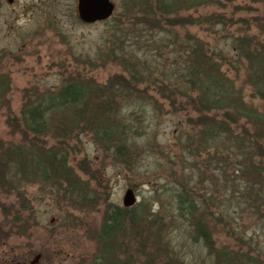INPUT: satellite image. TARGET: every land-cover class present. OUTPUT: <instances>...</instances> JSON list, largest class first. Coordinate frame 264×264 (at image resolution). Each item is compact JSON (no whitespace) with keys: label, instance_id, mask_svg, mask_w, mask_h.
Listing matches in <instances>:
<instances>
[{"label":"trees","instance_id":"trees-1","mask_svg":"<svg viewBox=\"0 0 264 264\" xmlns=\"http://www.w3.org/2000/svg\"><path fill=\"white\" fill-rule=\"evenodd\" d=\"M232 1L121 0L95 57L74 56L80 65L55 90L28 93L20 126L12 120L21 138L16 144L0 143V187L15 181H58L71 206L102 205L93 237L96 250L87 264H264V242L238 236L231 224L246 210L264 231V40L246 25L248 31L233 37L224 50L188 31L171 34L165 28L186 26L179 15L183 10L209 2L225 8ZM247 5L250 9L252 4ZM208 22L212 28L226 27L219 17ZM99 61L120 70L98 81L85 67L92 70ZM4 89L0 82V94ZM149 89L160 96L157 107ZM164 107L184 117L173 135L177 152L167 156L178 159L182 175L162 186L168 201L158 194L157 211L149 210L144 200L129 207L104 202L90 186L92 173L86 171L82 178L74 171L75 162L69 161L77 147L70 141L86 133L112 160L137 170L141 148L166 150L154 145L153 127ZM206 170L219 176L209 182ZM201 183L210 189L204 198L197 196ZM171 203L172 214H163ZM176 222L189 230L192 246L204 247V255L184 251L183 241L174 240ZM218 224L230 244H217Z\"/></svg>","mask_w":264,"mask_h":264},{"label":"rangeland","instance_id":"rangeland-1","mask_svg":"<svg viewBox=\"0 0 264 264\" xmlns=\"http://www.w3.org/2000/svg\"><path fill=\"white\" fill-rule=\"evenodd\" d=\"M112 1L115 13L119 11L121 0ZM247 4H252L250 9ZM76 15V0H0V82L5 87L4 93L0 94V143H20L19 112L28 93L55 90L75 65H80L74 63V56L95 57L108 38L110 19L82 23ZM179 15L184 17L186 26L165 28L168 31L171 29V34L188 31L201 37L212 48L230 49L231 39L248 31L246 25H249V33L264 40V2L234 0L226 3L225 8L209 2L183 10ZM218 17L224 19L226 27L219 24L210 27L212 23L208 21ZM176 18L181 20L179 16ZM167 50L165 48L164 51ZM85 69L101 82L120 70L115 64L102 65L100 61L94 69ZM148 95L154 97L156 102L152 106L157 107L161 101L159 94L149 89ZM183 118L172 115L164 107L163 114L154 121L153 127L156 131L154 145L166 150L162 154L146 146L141 148L135 163L137 170H127L112 160L108 153L96 147L86 133L70 141L73 148H77L70 155L69 162H75L73 169L82 178L88 176L86 171L92 173L90 186L101 193L104 202L123 207L125 189L132 187L137 202L144 200L149 210L157 211L160 208L158 194L163 196L164 203L169 199L166 192L161 191L162 186L171 185L169 182L182 177L176 164L178 159L167 156L177 152L173 135ZM12 120L19 126L10 125ZM208 171L205 176L209 182L219 176ZM57 183L53 181L52 185H47L42 180L28 183L15 181L0 187V264H29L37 254L39 258L34 264H87L92 258L96 250L94 232L103 206L73 207L68 194ZM201 185L197 186L200 188H197V196L203 195L204 198L205 190L210 189L205 183ZM217 191L221 195L225 193L221 186ZM171 205L167 204L163 214L168 215ZM231 224L238 236L243 233L245 239L253 237V242H264V231L258 228L249 211H242ZM176 225L172 235L176 237L175 241L180 243L182 240L183 247L188 248L183 250L192 249L204 255V247L191 245L189 230L186 232L179 222ZM221 226L218 224V233L214 234L218 245L231 240L224 236Z\"/></svg>","mask_w":264,"mask_h":264},{"label":"water","instance_id":"water-1","mask_svg":"<svg viewBox=\"0 0 264 264\" xmlns=\"http://www.w3.org/2000/svg\"><path fill=\"white\" fill-rule=\"evenodd\" d=\"M11 2V0H7ZM114 10V3L111 0H76V12L79 19L85 23H93L107 19ZM136 196L132 188L125 189L122 198V204L129 207L136 202ZM39 254L29 264L37 262Z\"/></svg>","mask_w":264,"mask_h":264}]
</instances>
